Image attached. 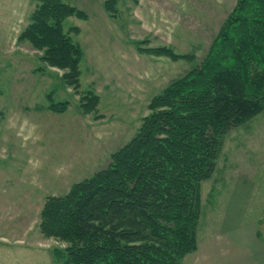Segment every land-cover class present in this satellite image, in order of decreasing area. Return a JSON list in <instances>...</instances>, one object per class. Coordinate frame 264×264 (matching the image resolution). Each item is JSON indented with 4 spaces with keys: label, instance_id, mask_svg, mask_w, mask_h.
I'll return each instance as SVG.
<instances>
[{
    "label": "rangeland",
    "instance_id": "rangeland-1",
    "mask_svg": "<svg viewBox=\"0 0 264 264\" xmlns=\"http://www.w3.org/2000/svg\"><path fill=\"white\" fill-rule=\"evenodd\" d=\"M62 1L87 15L63 22L83 51L75 89L42 50L18 40L37 1L0 0V264L59 263L66 244L38 227L45 198L107 167L150 100L201 62L237 0H116L113 15L106 0ZM136 43L194 61L145 54ZM85 93L99 99L89 113L80 107ZM50 103H66L65 111H50ZM200 192L196 236L236 238L255 228L264 246V112L226 135Z\"/></svg>",
    "mask_w": 264,
    "mask_h": 264
},
{
    "label": "trees",
    "instance_id": "trees-1",
    "mask_svg": "<svg viewBox=\"0 0 264 264\" xmlns=\"http://www.w3.org/2000/svg\"><path fill=\"white\" fill-rule=\"evenodd\" d=\"M36 1L18 40L42 50L41 59L78 88L83 51L63 22L87 15L62 0ZM115 5L104 2L112 15ZM141 45L145 54L194 61L169 47ZM98 102L85 93L81 110ZM148 111L107 167L45 198L38 227L66 244L58 264H181L195 252L201 183L216 170L226 135L264 112V0H237L201 62L156 94Z\"/></svg>",
    "mask_w": 264,
    "mask_h": 264
},
{
    "label": "crops",
    "instance_id": "crops-1",
    "mask_svg": "<svg viewBox=\"0 0 264 264\" xmlns=\"http://www.w3.org/2000/svg\"><path fill=\"white\" fill-rule=\"evenodd\" d=\"M232 236H211L202 241L197 235L195 252L184 257L181 264H264V246L255 228Z\"/></svg>",
    "mask_w": 264,
    "mask_h": 264
}]
</instances>
